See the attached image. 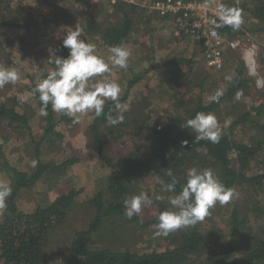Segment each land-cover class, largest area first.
<instances>
[{"label": "rangeland", "instance_id": "374dc122", "mask_svg": "<svg viewBox=\"0 0 264 264\" xmlns=\"http://www.w3.org/2000/svg\"><path fill=\"white\" fill-rule=\"evenodd\" d=\"M133 1L139 4L147 0ZM238 1L246 5L243 16L247 27L243 35L227 38L242 39L245 47L254 46L258 70L264 81V34L249 30L256 28L253 9L259 0ZM10 5L7 11L0 12V65L16 68L20 79L0 88V101L6 102L8 108H14L28 120L34 141H39L49 122L54 124V133L44 138L39 146V156L44 165L55 167L68 160L74 161L67 167L47 172L33 187L19 191L16 200L18 209L29 213L37 207H45L70 190L79 192L66 221L53 232L46 249L48 262L60 263L67 256L75 231L87 229L93 220L95 211L91 201L106 188L109 169L98 160L97 146L91 142L88 134L94 113L69 117L52 110L51 119L48 120L49 114L46 117L39 115L36 100L33 94L30 95L28 87L37 83L41 67H46L48 72L53 70L47 61L48 49L55 50L57 54L65 34L76 26L83 29L81 39L94 44L96 54L107 60L110 55L108 49L112 45L101 34L93 35L86 30V19L91 16L104 30L106 27L122 26L124 18L109 0H10ZM131 19L133 28L122 45L131 54L127 69L112 67L110 72L103 74L120 84V97L128 92L124 102L128 110L122 113L123 122L117 124V128L109 125L111 130H115L109 138L112 153L119 151L123 154L146 147V139L139 129L141 124L159 122L167 128H180L185 120L186 109H193L199 103L203 106L209 104L212 101L210 97L218 89L225 94L235 82L234 71L240 68L247 85L209 113L216 116L221 133L228 132L236 143L254 144L261 139L260 132L247 122L233 126L251 107L260 106L263 107L262 111L249 113L247 119L264 126V85L258 89L247 77L242 51L225 50L224 68L214 71L206 68L200 44L172 35L173 24L170 20H159L156 15L146 11H138L131 15ZM173 59H183V63L168 64ZM133 75H141L142 79L128 88ZM227 77H231V80ZM120 114L116 110L115 117ZM63 117L74 122L62 121ZM2 121L1 137L5 138H0V181L11 184L15 177L7 166L31 172L34 169L31 162L34 160L35 144L22 125L5 119ZM106 132L109 133V129ZM116 137L121 138L118 140ZM262 148L251 160L250 170L246 174L264 171V146ZM141 191L153 200L152 206L143 208L138 215L142 221L146 222L162 209L169 208L171 196L161 191L157 179L149 176L133 179L130 182V196ZM235 191L237 197L227 204H216L209 210L208 220L204 218L201 224L202 229L211 228L215 236L222 238V233L228 234V219L235 208L239 218L246 219L238 246L242 251L264 237V187L256 191L242 186L236 187ZM156 196H163L164 199L156 200ZM155 231L153 226L142 228L109 218L101 229L91 235L88 243L111 250L143 253L162 249L167 237L173 233L165 237L156 236ZM217 249L213 247L210 253L208 251V256L195 257L188 264H213L217 261L214 256Z\"/></svg>", "mask_w": 264, "mask_h": 264}, {"label": "trees", "instance_id": "16d2710c", "mask_svg": "<svg viewBox=\"0 0 264 264\" xmlns=\"http://www.w3.org/2000/svg\"><path fill=\"white\" fill-rule=\"evenodd\" d=\"M222 4L241 9L243 23L238 30L234 31L230 26H225L216 29L217 33L226 37L243 35V31L247 27L246 19L243 16L246 5L238 0H226ZM116 6L124 18L122 26L106 27L102 30L99 24L91 16H88L86 30L91 31L93 35L101 34L102 38L112 46H122L123 41L128 38L133 28L131 15L138 11L145 12V9L138 4L127 2H118ZM10 7V0H0V12L7 11ZM253 10L256 28L249 30L264 34V0L257 1ZM58 50V56L66 57L68 55L67 49L62 48V42ZM173 60L168 64L183 63V59ZM262 61L264 63V57ZM49 65L54 69V64ZM47 74V68L41 67L37 83L28 87L39 110L41 104L35 88L39 80ZM141 79V75H133L128 83V88L137 84ZM234 81L232 87L219 98L218 102L211 101L205 106L199 103L193 109H186L185 120L180 128H167L159 122L152 125L141 124L139 129L146 139V147L139 151L133 150L123 154L119 151L112 153L109 149V138L115 133V130H111L112 127H109L107 115L111 114L115 117L116 110H114L111 101L105 103L104 114L98 118L94 115L88 126V134L91 142L97 146L98 160L109 169V175L106 177V188L99 191L91 201L95 211L94 218L87 229L75 231L67 256L60 263L48 262L46 249L53 232L66 221L74 204V198L79 192L70 190L68 193L58 196L45 207H37L29 213L19 210L16 200L19 191L33 187L47 172H54L59 168L67 167L74 161L68 160L55 167L44 165L39 156V146L44 138L54 133V124L49 122L39 141H34L28 120L14 108H8L6 102L0 101L1 121L5 119L27 129L31 142L35 144L34 160L38 161L29 173L7 166L15 180L11 183L12 195L6 201L7 207L3 211L0 221V264H188L195 257L208 256V251L210 253L213 247L218 248L214 253L217 261L213 264H264V237L257 239L249 248L242 251L238 249L241 244L240 239H242L240 232L246 223V219L241 220L235 208L232 209L228 219V234L224 235L221 232L222 238L215 236L211 228L202 229V221H199L191 227L177 230L169 235L162 245L163 250L160 248L159 250L139 253L100 248L88 243L91 235L101 229L109 218L146 228L152 227L157 222L158 214L167 210L166 208L162 209L155 217L153 215L146 222L138 218V215L133 216L132 219L126 217L123 201L131 197L130 182L138 177L149 176L156 179L158 176L165 183H169L171 178L166 175V171L170 169L178 182L175 193H166L167 196L171 197L179 193L185 183L187 171L193 167L213 169L223 184L234 189L247 186L257 191L264 187V171L252 175L246 174L250 170L251 160L264 146V126L247 119V117L251 112H261L262 106L259 108L251 107L250 111H247L245 115L243 114L233 123V126H238L247 122L258 130L261 139L254 144L236 143L230 138L228 132L221 133L218 143H211L207 140L195 141V134L192 133V129L185 127L186 121L193 118L197 112L209 113L217 108L222 101L233 98L247 85V80L243 78L242 68L234 71ZM127 96L128 92L120 97L121 103L126 101ZM47 111L48 120H50V116H52L51 105L48 106ZM62 121L74 122L65 117L62 118ZM114 127L117 128V125ZM107 129H109V133L106 132ZM1 136L0 131V138H5V136ZM120 138L116 137L118 140ZM1 150L2 145L0 144V153ZM205 218L208 220L207 216Z\"/></svg>", "mask_w": 264, "mask_h": 264}, {"label": "clouds", "instance_id": "9594fccd", "mask_svg": "<svg viewBox=\"0 0 264 264\" xmlns=\"http://www.w3.org/2000/svg\"><path fill=\"white\" fill-rule=\"evenodd\" d=\"M242 23L241 9L221 3L216 8V18L210 21V34L217 37L216 29L225 26H230L234 31L238 30ZM82 31V28L76 26L65 34L62 48L68 51L66 57L58 56L55 50L48 49L47 61L55 67L39 80L35 88L41 104L39 115L46 117L48 106L51 105L54 112L69 117L92 112L98 118L104 114L105 103L111 101L114 110L121 113L116 117L107 115L108 123L115 126L123 122L122 113L128 110V105L120 101V84L107 79L103 74L110 72L112 67L126 70L131 54L125 47L112 46L108 49L110 55L105 60L96 54L94 44L81 39ZM19 79L20 73L16 68L0 65V88L14 84ZM226 79L231 80V77ZM223 94V90L218 89L210 99L218 102ZM185 127L191 128L195 133V141L218 143L221 138V126L212 113L197 112L193 118L186 121ZM31 163L35 167L38 161L33 160ZM166 175L171 178V182L165 183L156 177L161 191L175 193L178 182L170 169L166 171ZM12 191L10 183L0 181V215L6 209V201ZM237 196L235 189L223 184L213 169L190 168L179 193L169 198V208L158 214L157 222L153 225L156 229L155 235L166 237L172 232L191 227L202 221L216 204H227ZM155 199L163 200L164 197L156 196ZM123 204L124 214L128 219H132L133 216L139 215L143 208L151 207L153 200L141 191L125 199Z\"/></svg>", "mask_w": 264, "mask_h": 264}, {"label": "built area", "instance_id": "2783aa9c", "mask_svg": "<svg viewBox=\"0 0 264 264\" xmlns=\"http://www.w3.org/2000/svg\"><path fill=\"white\" fill-rule=\"evenodd\" d=\"M223 1L226 0H147L138 5L147 13L156 15L159 20H170L175 38H186L200 44L201 56L208 69L221 71L224 68L225 50L242 51L246 75L261 89L264 81L258 70L254 46L245 47L239 38L228 39L221 34L212 37L210 34V21L216 18V8ZM118 2L136 4L133 0H109L111 5Z\"/></svg>", "mask_w": 264, "mask_h": 264}]
</instances>
